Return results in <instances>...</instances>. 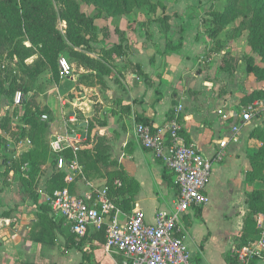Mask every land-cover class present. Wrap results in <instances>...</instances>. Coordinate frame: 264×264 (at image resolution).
<instances>
[{"label": "rangeland", "instance_id": "rangeland-1", "mask_svg": "<svg viewBox=\"0 0 264 264\" xmlns=\"http://www.w3.org/2000/svg\"><path fill=\"white\" fill-rule=\"evenodd\" d=\"M38 1L48 10L51 26L64 37V42L47 39L43 31L30 28L18 15L10 16L0 41V141H4L0 144V217H11L16 212L15 223L23 218L29 244H37L30 235L33 223L50 217L47 196L57 182L52 164V124L57 121L69 133L82 135L83 130H76V116L71 113L78 110L77 102L82 95H87L84 87H98L104 97V78L120 83L128 66L129 52H134L138 44L145 45L153 58L159 60L181 50L185 36L190 33L202 48L187 58L192 61L188 66V75H192L189 84L193 88L201 85L205 87L201 91L206 89L209 95L214 94L215 99L207 97L213 99L214 105L221 101L238 115L253 111V121L257 120L264 128V81L247 71L250 59L261 63L251 39L264 33V14L259 15L255 28L242 24L241 16L236 14L214 34L216 15L224 12L227 0H163L165 9L144 8L121 16H109L77 0L91 24L81 23L67 0ZM76 29L88 39L89 45L80 48L71 45L67 37ZM44 51L51 54L54 64L44 56ZM62 59L70 65L71 77L61 75ZM18 92L22 93L20 106L14 103ZM58 92L66 100L65 105L63 100L55 101ZM27 107L40 113L35 140L29 135L31 125L25 124ZM91 132V147L82 152L83 162L92 180H99L109 166L108 147L102 137ZM258 186L264 188V183L258 182ZM6 191L7 199L2 196ZM45 247L50 245L43 244ZM53 249L54 257L57 254L63 264L82 261L84 249L75 248L71 257L65 242ZM84 251L91 255V262L86 264H116L113 258L121 259L116 254L109 255L103 245L86 247ZM29 261L34 264L31 262L34 260ZM51 264L57 263L52 260Z\"/></svg>", "mask_w": 264, "mask_h": 264}, {"label": "crops", "instance_id": "crops-1", "mask_svg": "<svg viewBox=\"0 0 264 264\" xmlns=\"http://www.w3.org/2000/svg\"><path fill=\"white\" fill-rule=\"evenodd\" d=\"M200 48L201 44L196 43L188 33L181 50L157 60L145 45L141 47L138 44L134 52H129L128 66L121 82L112 81L110 77L104 78V97L98 87L86 88L80 84L81 88L86 89L87 95H82L84 100H74L79 107L71 116H76V130H83L84 133H69L66 126L56 121L51 127V143L58 136L69 134L75 143L79 142L82 153L91 147L89 132L92 131L94 135L102 137L108 147L109 166L103 173L104 177L99 180H92L85 173V180L70 186L74 195L88 193L91 186L106 187V174L116 171L121 178L117 181L126 192L118 200L127 198L131 202L129 211L118 206L126 217L141 210L145 213L147 223L153 224L158 212L174 208L179 197V191L173 185L175 177L160 159L141 145L136 126L143 119H148L153 127L164 126L172 119L178 106L183 105L184 111L180 117L186 143L199 147L207 157L213 158L220 151V143L229 139L231 125L239 122L242 115L236 114L231 106L222 105L221 101L214 105V94L209 95L206 89L201 91L205 88L201 85L193 88L189 84L192 75H188V66L192 61L187 58L190 59ZM58 95L55 101L63 100L62 104L65 105L66 100L60 92ZM208 95L213 98L212 101L207 100ZM220 110L227 114L228 120L219 115ZM256 121L243 127L239 142L229 143L223 150V160L215 163L207 188L208 205L190 209L181 222V235L193 264L236 262L233 246L243 232L249 195L254 189L263 188L258 183L246 181V173L250 169L249 156L262 146L259 140L252 138L255 129L264 131L263 125ZM169 176L171 183L166 179ZM2 196L7 199L8 192ZM15 215L16 212H13L11 217H0V264H29L31 259L34 264H51L52 260L63 264L57 254V259L54 257L53 246L66 243L67 235L56 230L55 244L49 248H43V244L38 242L36 245L29 244L24 227L26 221L22 218L19 223H15ZM33 221L35 219H31ZM63 228L69 231L64 225ZM74 251L70 250V257L74 256ZM120 258H113V261L119 263L123 260L122 256ZM256 264H264V258L257 260Z\"/></svg>", "mask_w": 264, "mask_h": 264}, {"label": "built area", "instance_id": "built-area-1", "mask_svg": "<svg viewBox=\"0 0 264 264\" xmlns=\"http://www.w3.org/2000/svg\"><path fill=\"white\" fill-rule=\"evenodd\" d=\"M59 66L63 77L72 76L66 60H60ZM14 103L16 106L22 104L21 92L14 96ZM183 111L184 106L179 105L172 119L164 126H136L141 145L160 159L175 177L179 197L172 210L158 212L155 222L150 224L141 210L126 217L109 196L107 187L91 186L88 193L74 195L70 186L86 177L79 157L81 146L68 134L58 136L51 143L53 152L57 154L55 170L64 175L65 186L47 196L50 217L68 228L77 240L85 239L106 226V252L123 257L116 264H193L181 235V222L190 209L208 205L207 188L212 179L213 167L223 160V150L229 143L239 142L241 130L253 121V111H244L239 122L231 125L229 139L220 143V151L213 158L207 157L199 147L186 143L180 117ZM218 113L224 120L229 119L223 110ZM28 143L31 144V141ZM68 151L71 153L69 157L66 155ZM118 185L121 186L119 182ZM257 225L261 230V238L234 250L237 264H250L256 258H264L263 215L257 216Z\"/></svg>", "mask_w": 264, "mask_h": 264}, {"label": "trees", "instance_id": "trees-1", "mask_svg": "<svg viewBox=\"0 0 264 264\" xmlns=\"http://www.w3.org/2000/svg\"><path fill=\"white\" fill-rule=\"evenodd\" d=\"M71 3L75 9L76 14L78 15L81 23L91 24L92 20L89 19L81 10L80 5L77 0H67ZM88 5L94 6L100 12H105L109 16H121L131 14L134 10H140L148 8L150 10H155L160 6L164 8L163 0H81ZM240 15L242 18V24L247 25L250 28H255L257 26V19L259 15L264 14V0H227L225 10L221 14H217L215 18V28L213 33H215L220 26L228 22L234 15ZM18 15L30 28L34 30L43 31L45 37L51 41L63 43L64 37L55 30L50 23L49 12L45 6L38 0H0V41L2 40L3 32L8 27V22L10 16ZM165 16L161 21L165 22ZM68 40L71 45L75 48L84 47L89 45V41L86 37L81 35L79 31L74 30L68 35ZM251 45L253 46L254 51L260 58L258 63L256 59L252 58L248 61L247 71L250 74H253L259 81H264V33L257 34L254 38L251 39ZM44 56L48 61L54 64V59L51 54L47 51H44ZM2 66V65H1ZM0 66V68H1ZM28 68L25 66V71ZM37 111H32L30 108H26L24 113L25 124L31 125V131L29 135L32 139L35 137V131L37 127V118L39 117ZM143 122V123H142ZM141 124L152 126V123L148 119H143ZM264 131L260 129H255L252 134V138H255L259 141H262L263 144L260 148L255 150L253 154L249 156L250 169L246 173V181L248 183H264ZM35 140V139H34ZM3 140L0 141V144H3ZM188 144V143H187ZM69 157L71 155L70 151L66 153ZM80 162L85 168L83 162L82 153L79 154ZM57 156H54L52 164L55 167ZM57 182L56 185L52 188L50 195L55 189L63 188L64 184V175L56 172ZM107 183L106 187L109 190V196L115 200L117 206L122 207L126 211H129V205L131 204L130 200L123 198L122 201H119L121 195L126 194L123 185L119 186L118 181L120 175L118 172H109L106 174ZM169 183H171V177L166 178ZM173 184V183H172ZM174 187L179 191L178 186L173 184ZM248 212L244 217V228L243 232L239 237V240L236 241L233 249H241L244 246L249 245L250 243L256 242L261 238V230L257 225V216H264V188H256L249 195L247 201ZM48 207V205H47ZM49 209V207H48ZM46 209V211L48 210ZM50 210V209H49ZM34 229L31 232V239L35 242L41 244L52 245L56 241V230H59L62 234L67 235L66 238V249L72 250L78 248L79 250H85L87 245L91 247L97 245L106 244V226L101 231H95L90 234L89 237L77 240L75 235L70 233L67 229L63 228L62 223H58L54 218L48 217L43 222L37 221L33 225ZM68 233V234H67ZM206 241V239L203 241ZM83 247V248H82ZM82 251L83 257L81 264H86L91 262V255L88 251ZM235 261L232 264H237L236 257L234 256ZM257 260L254 259L250 264H256Z\"/></svg>", "mask_w": 264, "mask_h": 264}, {"label": "water", "instance_id": "water-1", "mask_svg": "<svg viewBox=\"0 0 264 264\" xmlns=\"http://www.w3.org/2000/svg\"><path fill=\"white\" fill-rule=\"evenodd\" d=\"M81 126H85V124L84 125H81ZM83 137H85V134L83 135Z\"/></svg>", "mask_w": 264, "mask_h": 264}]
</instances>
